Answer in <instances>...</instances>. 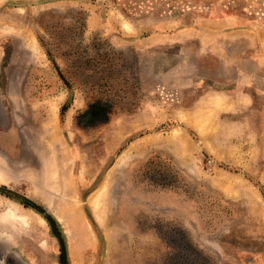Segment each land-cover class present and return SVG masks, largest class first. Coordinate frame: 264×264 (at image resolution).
Wrapping results in <instances>:
<instances>
[{
    "label": "rangeland",
    "instance_id": "1",
    "mask_svg": "<svg viewBox=\"0 0 264 264\" xmlns=\"http://www.w3.org/2000/svg\"><path fill=\"white\" fill-rule=\"evenodd\" d=\"M225 1L0 0V264H264V0Z\"/></svg>",
    "mask_w": 264,
    "mask_h": 264
},
{
    "label": "bare ground",
    "instance_id": "2",
    "mask_svg": "<svg viewBox=\"0 0 264 264\" xmlns=\"http://www.w3.org/2000/svg\"><path fill=\"white\" fill-rule=\"evenodd\" d=\"M32 41H34V40H32ZM178 137H179V136H178ZM11 177H12V176H11ZM11 177H10V174L7 173V172L4 170V167L2 168V167L0 166V182L8 183V182L10 181ZM54 179H55V177H54ZM55 181H56V180H55ZM17 206H18V205H17ZM9 208H10V209L7 211V213L4 214L3 216H1V218H0V224H2V225H6V224H8V221H10V220H15V221L20 220V221H22V222L25 221V219H23L22 217L19 218V216L16 214V207H14V206H10Z\"/></svg>",
    "mask_w": 264,
    "mask_h": 264
},
{
    "label": "crops",
    "instance_id": "3",
    "mask_svg": "<svg viewBox=\"0 0 264 264\" xmlns=\"http://www.w3.org/2000/svg\"><path fill=\"white\" fill-rule=\"evenodd\" d=\"M225 3H227V2L225 1ZM230 3L231 2H228L229 6H231ZM260 13L264 14V11L261 10ZM206 19L207 18H200V21H202V22L204 21V23L206 24V22L208 21ZM237 20H240V17L232 14L230 16L218 17V18L212 20L211 22L215 23L216 26L224 29V28H228V27H232V28L235 27V25L237 24ZM253 23L254 22H252L251 25H255ZM252 27L254 28L255 26H252ZM258 28H260V27H258Z\"/></svg>",
    "mask_w": 264,
    "mask_h": 264
}]
</instances>
